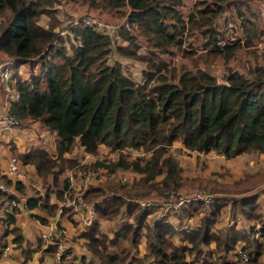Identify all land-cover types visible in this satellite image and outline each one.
<instances>
[{
    "label": "trees",
    "instance_id": "trees-1",
    "mask_svg": "<svg viewBox=\"0 0 264 264\" xmlns=\"http://www.w3.org/2000/svg\"><path fill=\"white\" fill-rule=\"evenodd\" d=\"M82 1L109 10L128 7L129 19L136 22L139 33L160 50L181 42L178 35L185 23L174 8L178 0ZM227 2H198L187 18L188 30L198 29L209 35L205 46H209L213 53L222 52L213 46L219 24L216 21L224 8L230 5ZM51 4L52 0H0V52L14 59L11 86L18 94L17 99L10 100L7 111L18 121L39 120L54 131L58 155V158L51 157L40 146L21 153L22 161L33 162L43 178L52 173V181L43 183V192L36 190L35 194L26 197V208L38 207L48 213L56 212L58 204L51 201V194L62 200L68 183L66 177L60 176L64 165L59 157L76 145L91 153H97L101 144L108 146L110 151H120L118 158L106 165L110 169L130 166L144 172L146 181L162 173L158 189L163 193L181 184L182 167L177 157L168 153V147L175 140L188 149L202 152L214 149L225 157L242 152H264V64L254 62L248 66L247 73L229 68L221 81L202 68H186L176 76H169L163 72L167 69L166 63L156 56V52L151 50L147 55L138 54L136 37L122 32L127 44H115V54L144 65L140 80L123 69L120 59L107 62L112 50L109 36L86 26L58 35L54 31L57 19L54 9L49 8ZM42 14L48 15L46 26L37 22ZM238 15L243 21L241 12ZM249 31L253 32L247 43L255 33L254 25ZM236 47H227L225 54ZM24 62L29 64L30 72L26 78H21L17 68ZM37 65L38 71L34 72ZM126 147L142 148L147 154L129 159L121 153ZM96 163L103 164L99 160ZM254 173L238 180H252ZM18 180L13 184L21 188ZM155 182H149L148 187ZM106 185L114 187L115 183L106 182ZM100 190L101 186H90L84 194L91 195ZM137 190L132 188L133 192ZM0 194L7 202L16 197L11 191H0ZM258 195L259 192L253 191L232 200L245 217L253 220L247 232L230 226L220 234L215 233L211 227L220 213V205L216 203L198 224L181 228L184 232L181 241L187 242L185 246L182 242L173 244L168 238L175 228L174 223L161 219L147 223V211H134L135 202L124 200L117 194L107 196L95 203L97 216L94 222L78 232L79 236L85 237L91 256L74 254L66 264H94L96 259L101 264H188L191 258L204 256L218 261L239 239L254 234L255 224L258 223L259 234L264 237V219L258 211ZM123 204L125 214L133 213L134 220H124L119 227L113 226L112 234H109L101 228L100 220L110 219ZM191 204L195 203L182 206L174 214ZM61 210L68 212L70 206L62 205ZM17 211V205L10 206L4 210L0 220L5 230L12 233L11 242L21 246L25 258H28L38 247H31L20 226L14 224ZM37 216L45 221L44 217ZM175 220L180 222L182 218L176 217ZM142 233L145 234L147 249L138 253ZM122 237L130 240L134 251L127 250L123 255L112 251L111 246L119 244ZM211 241L217 243V248L222 245L223 251L216 253L213 248H205ZM252 243L254 246L250 243L243 246L251 252L247 261L256 260L264 247V243L256 238H252ZM56 248V241L47 243L36 264H43L44 255L53 254ZM61 257L65 258V251Z\"/></svg>",
    "mask_w": 264,
    "mask_h": 264
},
{
    "label": "rangeland",
    "instance_id": "rangeland-1",
    "mask_svg": "<svg viewBox=\"0 0 264 264\" xmlns=\"http://www.w3.org/2000/svg\"><path fill=\"white\" fill-rule=\"evenodd\" d=\"M252 1L254 0H251L252 5L248 3L249 7L247 6V2H245V5L242 6L235 5L234 7H231L232 4L226 6L225 9L226 11H224L216 21L217 23L218 21H220V24H218V26L222 25L224 18H228L231 20H236L237 18H239L238 12H240L241 10L243 12L241 16L250 17V18L252 16L258 21V23L261 22V26H262L261 29L264 32V19H263L264 15L261 16L259 11V5L260 3H264V0H255L254 3ZM251 6L252 8L250 9ZM49 8L54 9V14L57 19L56 26L54 27L55 32H59V30L61 29L68 28L70 21L80 18L82 16L98 15L104 18L105 20L112 22L115 21L116 19L121 18L124 15H128L129 12L128 7H124L119 10L116 9L109 10V8L93 7L89 5L88 2L82 0H52V4L49 6ZM48 19L49 18L47 14H42L37 18V22L46 26V22ZM138 35L139 36L135 38L136 44L140 45V48L139 45L137 46L136 49L138 50L137 53L139 52L138 54L147 55L150 53L151 50L154 53L156 52L155 53L156 56L166 63L167 69L163 71L164 73L168 74L169 76L170 74H174V76H176L183 69H185V65H183L182 62H180V57H178L177 60H174L176 54L182 53V52L176 53L181 50L179 46H176L174 44L172 46L170 45L171 47L168 46L166 50H160L157 47H153L152 44L148 40H146V37L143 36L141 33H139ZM241 35L244 37V41L243 44H239V43L235 44L237 46L235 50V54L232 53L234 52V50L231 52V54H233L232 63L234 66L237 67L236 70L238 71L241 70L247 73L249 65H254L255 63L264 64V52L262 51V48H260L257 45L259 41H262L261 36H264V33H261L260 35L257 36L255 40L250 41L249 43H247L246 34L241 32ZM117 44L122 45L121 43H117ZM232 46H228V47H232ZM115 48H116L115 45L112 46V50L108 55L107 62L112 63L114 59H120L123 69L131 73L133 77L135 78L137 77L138 79L141 80L142 69L144 68V65L141 62H138L131 58H128V60L124 58H119V56L115 54ZM225 49H223L224 51L222 53L223 55L225 53ZM186 55L188 54H185V56ZM214 55L215 54L209 51L207 52V54H203V55L200 54L195 57L190 56L191 60H194L193 62L197 64V65L194 64L193 68L191 69H196V68L201 69L200 67H203L208 72L214 74L218 79L221 77L223 78L225 71L228 70L229 68L226 67V70L223 71V69H221L222 65L218 64V61H220L218 59L219 57ZM6 56L7 55L2 52V55H0V61L5 58H9ZM225 56L227 55L225 54ZM244 56L251 57V62H249L248 60V65H246L247 61L245 62L244 59L246 57ZM200 58H203L204 63L196 62V60ZM57 61H60V59L57 58ZM134 61H136L135 65L137 67L135 71L136 75H134V72L131 71L130 69L131 68L130 63L133 64ZM17 70H19L21 74L19 76L21 78H26L30 72L29 64L27 62H24L21 65H19ZM33 71L34 72L38 71V65L33 68ZM12 73H13V65H12ZM12 83L13 80L11 84ZM40 130L41 127L36 129L37 132H39ZM45 132L46 131H44V133ZM27 133L30 132L27 131ZM48 133L50 134V137L51 134L54 135L52 131ZM48 133L46 135H48ZM47 137H49V135ZM100 146H103L105 149L98 150V153H92L94 154L93 155L94 158L87 157L86 160H84V155L78 151V148H75L77 147V145L72 148V150L68 153L67 156L63 155L59 157V161L64 165L63 170L67 172L65 177L68 178V176L72 174V177L76 181L77 185H79V187L82 190H84V193L86 192V189H88L90 186L102 187V190H100V192L96 191L91 195L84 194L86 200L93 201L92 202L93 205H95V203H98V201H101L103 198L107 197L105 196L106 193H111V192L113 194L110 195H115V194L121 195L123 196L124 200H129L135 203H136V199L165 195L168 192L167 191L163 193V191H159L158 189V187H160L161 185L160 178L162 177V173L157 174L153 177V179L146 181L144 179V172H139L137 170H134L130 166L128 167L117 166L115 168L110 169L106 164H110L112 161L117 159L120 154V151L118 150L110 151L109 147L103 144H101ZM45 149L48 155H50L51 157L55 153V151H52L50 145ZM121 153L125 154L127 158L131 159L144 155L145 151L142 148L138 149L133 147H126L122 149ZM168 153H171L172 155L177 157L178 162L182 167L180 171L181 184H179L176 187H173L170 190H178L180 193H188L195 190H202L211 193L212 196L214 197L213 200L209 203L205 201H200L198 203H201L202 204L201 206L194 208L193 205H197L198 203L191 204L186 208L185 207L182 208L183 210L180 213L173 215V218L176 217L178 219L182 218L180 222H175L174 230L171 231L170 234H168V238L171 240L173 244L180 242H182V244H185L184 239L181 241V236L184 233L180 227L183 226L182 225L183 218L185 217L187 218L188 216H191L192 223H190L189 226L192 227L195 224H198L201 220V217L203 215H207L208 210L216 203L220 205V213L217 215V219L211 227V229L215 233L220 234L221 232L226 231L227 227L234 226V228H236L235 225L238 224L241 225V221L245 219L244 218L245 216L242 214V212L237 207V205H235V203L232 202V200L233 198L239 197L238 194L244 188L242 186H248L250 184L256 185L259 183L257 185L259 190L262 187H264V168L259 169L261 167H264V161L260 163L259 161H256L257 159L254 160L255 169H256L255 171H257V173L255 174L253 172L255 175L252 180L246 179L239 181L238 180L239 178L235 177L237 175L236 168H245L246 164L250 163L249 160L247 159L243 160L247 162L245 165L243 161H241L242 159L234 158L235 156H232L231 158L226 157L223 160L217 159V157L215 156H207L201 152H195V150L185 148L180 143V141L178 142V140H175L172 143V145L168 147ZM251 153L255 155L256 151L246 152V154L249 156H251ZM56 158H58V155L56 156ZM97 160L103 162V164L96 163ZM27 164H31V161L26 163V165ZM37 171L38 173H40L39 169ZM151 181H156V182L152 186L148 187V183ZM106 182H113L115 183V186L114 187L107 186ZM132 188L138 189L137 192H133ZM124 189L128 190L129 192L125 191ZM0 197L1 199L4 198L3 194H0ZM4 200L6 201L5 198ZM261 205H264V202H262ZM140 209H144L147 211L146 213L147 215L145 217L146 222L153 223V217L154 215H156L155 211L154 210L152 211V209L148 210L147 208H142L136 204L134 211ZM70 213L71 211L67 213V215H69ZM148 213H153V214H148ZM227 219H229L228 222ZM230 219H232V221H230ZM108 220H110V222H108ZM124 220L133 221L134 219H133V213H131V215L129 216L125 214V206L123 204L120 207V209L110 217V219L105 218L106 224L104 226L107 227L106 229L108 233L112 234L111 233L112 227L113 226L119 227V225L122 224ZM248 239L249 238L247 237L243 240L246 241ZM140 241H141L140 246L142 247L144 246L143 248L147 249L144 233L141 234ZM206 247H208L209 249L213 248L214 250L217 251L216 253L223 251V246L220 245V247L217 248V243L215 241L210 242ZM111 249L112 251H116L119 255H123L124 253H126L127 250L134 251L130 243V240L124 237L120 239L119 244L111 246ZM261 251L264 252V247L261 249ZM215 256H217V254ZM243 264H264V256L258 255L256 260H250Z\"/></svg>",
    "mask_w": 264,
    "mask_h": 264
},
{
    "label": "crops",
    "instance_id": "crops-1",
    "mask_svg": "<svg viewBox=\"0 0 264 264\" xmlns=\"http://www.w3.org/2000/svg\"><path fill=\"white\" fill-rule=\"evenodd\" d=\"M179 3L174 7L177 13L180 15L181 19L185 23V27L182 30V33L178 35V38L181 39L180 44H175L176 46H179L181 50L176 53H181V54H176V57H174V60H177L178 57H180V62H182L183 65H185V69H191L193 68L195 62L194 60H191L190 56H198V55H203L207 54L211 49L208 46H205L206 42L208 41L209 35L204 34L202 31L198 29L194 30H188L187 29V18L190 12L197 7L198 2H207L210 3V0H178ZM229 4H232L231 7H234L235 5L242 6L245 5V2H247V6L249 7L248 3L252 5L251 0H227ZM253 3L255 2L252 1ZM252 6L250 7V9ZM226 9V7L224 8ZM226 11V10H224ZM259 11L260 15H264V3H260L259 5ZM241 14L243 13L240 10ZM243 17V16H241ZM245 20L241 21L242 19L239 17L237 18V21H239L241 25L240 33L243 32L246 34L247 39L249 38V35L253 31H249L251 28V25H254V31L255 33L250 37V40L253 41L257 38L258 35L261 33H264L261 29V22L258 23V21L251 16L250 17H244ZM241 19V20H240ZM264 19V18H263ZM244 22V23H243ZM254 36V37H253ZM264 39V36H263ZM172 46V45H171ZM170 46V47H171ZM244 49V48H243ZM236 50V49H235ZM235 50L234 53L235 54ZM192 52V53H190ZM212 52V50L210 51ZM188 54L185 56V54ZM213 53V52H212ZM223 50L221 53H213L215 54L214 56H218L219 60L218 64L222 65L221 69L223 71L226 70V67L232 68L234 70L237 69L236 66L233 65L232 59H233V54L229 53L227 56L222 54ZM184 54V56H183ZM0 55H2V52H0ZM232 57V58H230ZM246 57L244 60L245 62L247 61L246 65H248V60L251 62V57L250 56H244ZM135 62L130 63V69L131 71L134 72V75H136V65ZM197 63L203 62V58H200L196 60ZM204 63V62H203ZM178 64V63H177ZM197 65V64H196ZM238 71V70H237ZM239 72H243L239 70ZM17 73L19 75L20 72L17 70ZM245 73V72H243ZM222 78V77H221ZM219 78V79H221ZM14 80V79H13ZM15 90L13 89L12 86H10L9 91L7 92L4 88V86L0 83V114L3 112L2 110L5 109V106H8L10 103V100L13 99V93ZM41 127V130L39 132L36 131ZM30 132V133H27ZM44 131H46L44 133ZM47 127L43 126L42 123H40L39 120H32V119H25L23 121H19V124L15 126H10V127H4L0 128V161L5 162L10 156L15 155L19 158L20 161V166L22 170L24 171L25 177L21 180H18V183H21L22 187L19 188L15 184H13L11 188V192L18 197L17 199L19 200V204L17 205L18 211L15 213V221L14 224L19 225L21 228V232L24 235L25 239H28L31 242V247H38L35 251L32 252L31 256L28 258H25L23 252L21 251V246H16L15 243L11 242V237L12 233L9 231L5 230V225L2 223L0 220V238L1 237H6L9 239L11 242V247L9 250V254L7 257H5L2 260L1 264H36L38 261V256L41 253L42 249H44L51 240L56 241L58 243L66 244L68 245V249L65 251V258L67 260H71L72 256L74 254L80 255L85 253L87 256H91V252L87 249L86 244H85V237L79 236L78 232L86 229L88 226L84 227L82 221L78 220L77 217H75L72 206L71 205H66L63 203L64 200H66L65 193L64 198L62 200H59L54 193L51 194V201H56L58 204L57 210L55 213H48L47 211L40 209L38 207H34L32 209L26 208L25 207V200L27 196H30L32 194H35L36 190H39V192L44 191V182H51L52 181V173L49 172L47 173L46 177L43 178L41 173H38L37 168L33 162L31 164H27L28 162H23L21 159V153L29 150L31 147L34 146H40L47 148L49 145L52 148V151H55L52 157L57 156L56 148H55V132L50 134V132ZM48 133V135H46ZM49 138V139H48ZM179 142V141H178ZM49 143V145H48ZM181 143V142H180ZM54 145V148H53ZM184 147V146H183ZM78 151L81 152L84 155V160H86L87 157H93L94 154L91 152H86L83 150V148L80 145H77ZM186 148V147H185ZM105 149L103 146H98V150ZM70 152V151H69ZM69 152H64L63 155L67 156ZM195 152H200V151H195ZM98 153V151H97ZM201 153L207 155V156H215L217 159H224L226 158L223 156L221 153H218L213 150H209L206 152ZM246 156V157H245ZM82 157V156H81ZM231 158V157H230ZM234 158H239L243 160H249V164L245 161H243L244 165L246 164L245 168H236L237 175L235 176L236 178L243 179L246 175L251 174L255 172V164L254 160L257 159L256 161H259L260 163L264 161V152H259L256 151L255 155L251 153V156L247 155L246 152L239 153L235 155ZM264 167H261L259 169H263ZM238 169V171H237ZM258 169V168H257ZM67 172L63 170L60 173L61 177H65ZM259 184V183H258ZM258 184H250L244 188L246 190H242L238 195H244V194H249L253 191L259 192L258 195V202H259V207L258 211L262 213L263 219H264V205H261L262 202H264V187H262L260 190L258 189ZM4 196V195H3ZM4 200V198L1 199L0 197V217L1 215L4 214V210L7 208L10 209V206L7 204ZM8 205V206H7ZM62 205L70 206V210L68 212H62L61 207ZM71 211V218L67 215ZM37 215L42 216L45 218V221H42ZM97 216V212H96ZM245 219L241 221V225H235V227L238 230H241L243 232H247L249 230V227L253 220L244 217ZM229 219H227V222ZM232 221V219H230ZM110 222V220H108ZM105 219L100 220V226L102 229L107 230L104 225H105ZM12 223L9 224L11 226ZM253 228L254 234L249 235L248 240H243L239 239L236 242V245L232 249H238V248H243V246L250 245L254 246V243H252V238L258 239V241H262V244L264 243V237L260 236V234H256L255 230L259 229L258 223L255 224ZM63 229L64 232L60 230V232L57 231V229ZM2 239H0L1 241ZM186 242V241H185ZM214 242V241H211ZM141 245V241L139 243V249L138 253L144 252L146 249H144ZM205 248H207L205 246ZM261 256H264V252L261 251L259 254ZM54 260V253L53 254H45L42 263L43 264H52ZM245 263V262H243ZM241 263V264H243ZM94 264H101L98 259L94 262Z\"/></svg>",
    "mask_w": 264,
    "mask_h": 264
},
{
    "label": "built area",
    "instance_id": "built-area-1",
    "mask_svg": "<svg viewBox=\"0 0 264 264\" xmlns=\"http://www.w3.org/2000/svg\"><path fill=\"white\" fill-rule=\"evenodd\" d=\"M69 27L66 29H61L57 32L58 35H65L68 31L79 26L91 27L92 29L98 31L101 34L107 35L112 40V46L117 43L126 45V39L121 35L122 32H126L131 36L138 37L139 31L136 22L131 21L128 15H124L115 21H107L101 16L86 15L80 18L74 19L69 22ZM220 24V21H218ZM241 25L239 21L224 18L221 26H218L217 32L215 34L214 46L219 50H223L228 46L235 44H243L244 37L240 33ZM259 41L257 45L262 48L264 52V39ZM120 45V44H119ZM209 47V46H208ZM140 48V47H139ZM210 48V47H209ZM8 57V56H6ZM14 64V59L12 57L5 58L0 61V83L4 86L5 90L8 92L11 86L12 78V65ZM204 69L203 67H200ZM222 79V78H221ZM221 79H218L221 81ZM13 100L18 98V94L15 91L13 93ZM8 106H5L2 113L0 114V128L15 126L19 124V121L12 115L9 114ZM198 151L196 149H191ZM216 151L214 149H211ZM201 152V151H200ZM217 152V151H216ZM220 153V152H218ZM223 156L224 154L221 153ZM70 174V173H69ZM25 177L24 171L20 166V161L15 155L10 156L5 162L0 161V191L9 192L13 186V182L17 179L21 180ZM11 181H7V179ZM67 188L65 191L66 200L63 201L66 205H71L73 213L78 220L82 221L83 226H89L94 222L96 218V209L92 204L93 201H88L84 197V190H82L76 181L70 174L67 178ZM111 193H106L105 196H110ZM211 193L202 190H195L188 193H180L178 190H170L165 195L151 196L145 198L136 199V204L142 208H147L148 210L155 211L153 221L156 219H161L164 221H170L175 224L176 220L173 218L174 212L180 210V208L189 203H198L200 201H205L207 203L213 200ZM9 206L18 205L19 200L16 197H12L8 201ZM153 214V213H148ZM189 217V219H188ZM183 218L181 228L188 227L191 221V216ZM64 232L63 229H60ZM255 233H259V229L255 230ZM0 241V264L2 260L8 256L11 247V242L6 237H1ZM51 241V240H49ZM183 244V246H185ZM68 245L58 243L57 248L54 252V260L52 264H66L67 259L62 258L61 255L68 248ZM188 253V251H187ZM251 257V252L244 248L231 249L229 253L224 254V256L215 261L210 257L204 256L203 258H191L188 264H241L246 262Z\"/></svg>",
    "mask_w": 264,
    "mask_h": 264
}]
</instances>
